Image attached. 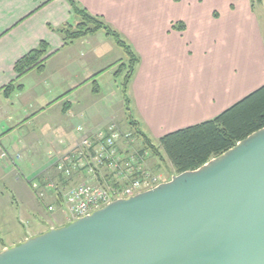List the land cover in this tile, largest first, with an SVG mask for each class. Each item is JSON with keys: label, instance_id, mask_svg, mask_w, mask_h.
Returning <instances> with one entry per match:
<instances>
[{"label": "crops", "instance_id": "0c3cea01", "mask_svg": "<svg viewBox=\"0 0 264 264\" xmlns=\"http://www.w3.org/2000/svg\"><path fill=\"white\" fill-rule=\"evenodd\" d=\"M75 1L138 56L128 96L154 143L214 120L264 87L262 0ZM78 22L67 0H0V253L71 223L61 191L90 177L80 169L64 178L56 167L77 147L79 128L125 126L115 74L126 54L104 31L66 46L54 29ZM41 43L49 47L44 71L18 76L17 62ZM10 84L21 90L8 98ZM117 102L118 115L109 106Z\"/></svg>", "mask_w": 264, "mask_h": 264}, {"label": "water", "instance_id": "95a60500", "mask_svg": "<svg viewBox=\"0 0 264 264\" xmlns=\"http://www.w3.org/2000/svg\"><path fill=\"white\" fill-rule=\"evenodd\" d=\"M0 264H264V128L197 170L5 249Z\"/></svg>", "mask_w": 264, "mask_h": 264}, {"label": "trees", "instance_id": "16d2710c", "mask_svg": "<svg viewBox=\"0 0 264 264\" xmlns=\"http://www.w3.org/2000/svg\"><path fill=\"white\" fill-rule=\"evenodd\" d=\"M67 1L79 22L76 26L65 25L62 28L54 29V31L62 37L66 46L100 31H104L114 39L127 57V62L120 65L115 76L123 83L122 93L126 103L128 123L133 134L142 139L146 147L160 160L166 157L176 175L197 170L251 134L264 128V87H262L214 120L165 135L161 138L159 147H156L134 119L128 96L129 85L139 63L138 56L124 38L103 18L91 15L75 0ZM48 53V45L41 43L36 50L17 62L15 71L18 76L35 68L38 72H43L49 58ZM20 90L21 86L10 84L4 89V93L9 98ZM99 92L100 89L96 83L94 93L98 94Z\"/></svg>", "mask_w": 264, "mask_h": 264}, {"label": "built area", "instance_id": "2783aa9c", "mask_svg": "<svg viewBox=\"0 0 264 264\" xmlns=\"http://www.w3.org/2000/svg\"><path fill=\"white\" fill-rule=\"evenodd\" d=\"M79 132L77 147L65 154L56 167L64 178H71L80 169L92 176L91 181L61 191L71 221L91 216L115 200L128 199L156 185V178L140 167L139 158L129 157V161L124 162L119 143L130 141L132 133H123L115 123L94 134L87 133L84 127H80ZM2 156L6 158L7 153L3 152ZM104 169L109 170L110 175L115 174L113 183L98 181ZM50 187L57 189L54 184Z\"/></svg>", "mask_w": 264, "mask_h": 264}, {"label": "rangeland", "instance_id": "374dc122", "mask_svg": "<svg viewBox=\"0 0 264 264\" xmlns=\"http://www.w3.org/2000/svg\"><path fill=\"white\" fill-rule=\"evenodd\" d=\"M256 12L260 16V19H261V22H262V27H263V30H264V0H262V2L260 4L258 3V5H256ZM126 61H127V59H126ZM118 81H119V84H120L119 86L121 87L122 84H123L122 80L118 79ZM120 87L117 90V94H120L121 91H122L121 90L122 87L121 88ZM114 90H115V88L113 89V92H114ZM113 94L115 95V92ZM113 94L111 95V97L113 96ZM124 103H125V101H124ZM109 106H111V107H115L116 106V110H115L114 113H116V115L120 114L119 109H121V108H120L119 102L111 104ZM125 107H126V103H125ZM126 115H127V112H126ZM119 120H121V119L119 118ZM120 122H123L125 124V126H120V124H119V126L117 125L118 128L123 133H125V134L126 133H130V132L134 133L132 131V128L130 127V125L128 123V117H126V119H125V117H123V119ZM17 139H19V138H17ZM130 139H131L130 141H124L123 140V141H121L119 143V149H120L121 153L123 154L124 162L129 161V157L130 158L138 157L139 158L138 160L140 161V164H141L140 167H142L144 172H148V175H150L151 177H155L156 178V181H157L156 184H161V183H164V182H168V181L171 180V178L173 176L176 175L175 171L172 169V166H171L170 162L168 161V159L166 157H164L163 160H160L158 157H156L152 153V151L148 147H146V145L144 144V141L142 139L137 138L134 135ZM152 143L156 147H159V143H154V142H152ZM100 175H102V177L101 178L98 177L97 178L98 181H101V179H102L105 182L113 183L114 180H115V174L110 175V171L109 170L104 169L103 173L100 174ZM89 177H90L89 181H91L92 176H89ZM83 182H85V181H83ZM80 183H82V181L79 180L75 184L77 186ZM48 216H50V214ZM20 219H22V221H24L26 228H28L29 224H28L27 220L24 219L22 217V215L20 216ZM0 230H1V228H0Z\"/></svg>", "mask_w": 264, "mask_h": 264}]
</instances>
